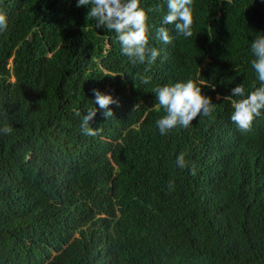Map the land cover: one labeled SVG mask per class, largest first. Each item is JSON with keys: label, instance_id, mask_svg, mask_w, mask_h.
<instances>
[{"label": "trees", "instance_id": "trees-1", "mask_svg": "<svg viewBox=\"0 0 264 264\" xmlns=\"http://www.w3.org/2000/svg\"><path fill=\"white\" fill-rule=\"evenodd\" d=\"M76 5L0 0V129H13L0 132V264H264V113L241 133L224 98L252 90L264 0H193L187 39L162 24L167 0H140L160 53L148 71ZM188 79L215 111L162 136L154 91ZM93 89L119 102L111 119ZM182 151L197 175L176 166Z\"/></svg>", "mask_w": 264, "mask_h": 264}, {"label": "clouds", "instance_id": "clouds-1", "mask_svg": "<svg viewBox=\"0 0 264 264\" xmlns=\"http://www.w3.org/2000/svg\"><path fill=\"white\" fill-rule=\"evenodd\" d=\"M193 0H167V13L162 19L163 25H174L177 36L185 39L193 36L192 26L194 23L192 12ZM77 7L88 6L87 16L95 21L97 29H105L116 34V39L121 46V54L129 58L132 64H147L149 68L159 57V51L154 47H148V9L146 12L140 6V0H77ZM7 28V16L0 12V31ZM156 38L164 44H171L173 37L165 27L156 30ZM250 50L255 57L250 61L252 69L256 74L252 90L247 91L243 84H238L231 89V94L224 98L231 101V122L241 133L252 130L253 121L264 113V35L259 34L250 43ZM142 84H148L151 77H140ZM259 82V86L256 85ZM94 103L99 106L105 119L113 117V111L109 107L112 104L119 106V102L111 95L103 94L98 89L92 90ZM155 100L158 108L164 111V115L155 123L160 135H167L177 127L188 128L197 117H211L215 111L216 104L211 98L202 94L201 86L192 79L186 82L177 81L172 84L159 86L155 89ZM219 99V97H217ZM97 108H91L83 115L81 130L87 136L99 134V128H92L89 121L93 120ZM75 115L80 116L76 110ZM13 131L11 126H5L0 132L7 135ZM187 153L180 152L176 156V166L188 169L192 176L197 175L195 164L186 160ZM169 192L174 191L175 183L170 180L167 184Z\"/></svg>", "mask_w": 264, "mask_h": 264}]
</instances>
